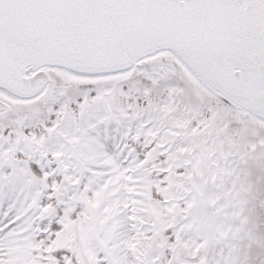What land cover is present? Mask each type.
<instances>
[{
    "label": "snow or ice",
    "instance_id": "6c2138e0",
    "mask_svg": "<svg viewBox=\"0 0 264 264\" xmlns=\"http://www.w3.org/2000/svg\"><path fill=\"white\" fill-rule=\"evenodd\" d=\"M0 264H264V0H0Z\"/></svg>",
    "mask_w": 264,
    "mask_h": 264
}]
</instances>
